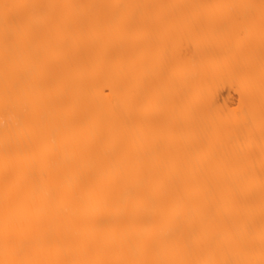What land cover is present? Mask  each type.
I'll use <instances>...</instances> for the list:
<instances>
[{
    "label": "bare ground",
    "instance_id": "1",
    "mask_svg": "<svg viewBox=\"0 0 264 264\" xmlns=\"http://www.w3.org/2000/svg\"><path fill=\"white\" fill-rule=\"evenodd\" d=\"M262 261L264 0H0V264Z\"/></svg>",
    "mask_w": 264,
    "mask_h": 264
},
{
    "label": "rangeland",
    "instance_id": "2",
    "mask_svg": "<svg viewBox=\"0 0 264 264\" xmlns=\"http://www.w3.org/2000/svg\"><path fill=\"white\" fill-rule=\"evenodd\" d=\"M224 88H222V90H221V92H219L218 94H219V99H220V97L221 98H223V97H228V101L229 102H233L234 103V101L236 100L235 98H236V94H235V92H233V90H231V91H228V89L226 90V87H225V89L223 90ZM229 92V93H228ZM226 97V98H227Z\"/></svg>",
    "mask_w": 264,
    "mask_h": 264
},
{
    "label": "snow or ice",
    "instance_id": "3",
    "mask_svg": "<svg viewBox=\"0 0 264 264\" xmlns=\"http://www.w3.org/2000/svg\"><path fill=\"white\" fill-rule=\"evenodd\" d=\"M261 264H264V261H262Z\"/></svg>",
    "mask_w": 264,
    "mask_h": 264
}]
</instances>
